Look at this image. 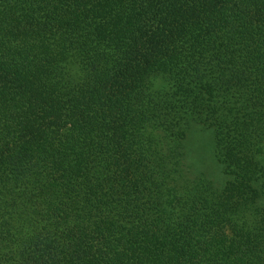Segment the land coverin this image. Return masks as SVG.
<instances>
[{
	"label": "trees",
	"instance_id": "16d2710c",
	"mask_svg": "<svg viewBox=\"0 0 264 264\" xmlns=\"http://www.w3.org/2000/svg\"><path fill=\"white\" fill-rule=\"evenodd\" d=\"M0 264H264V0H0Z\"/></svg>",
	"mask_w": 264,
	"mask_h": 264
},
{
	"label": "rangeland",
	"instance_id": "374dc122",
	"mask_svg": "<svg viewBox=\"0 0 264 264\" xmlns=\"http://www.w3.org/2000/svg\"><path fill=\"white\" fill-rule=\"evenodd\" d=\"M180 142L181 171L186 180L203 178L213 188L221 189L224 174L215 157L214 132L198 123H190L183 131Z\"/></svg>",
	"mask_w": 264,
	"mask_h": 264
}]
</instances>
